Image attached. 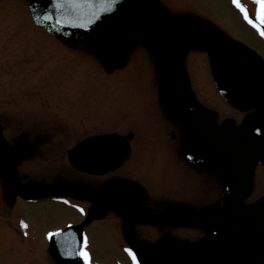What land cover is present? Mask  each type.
Returning a JSON list of instances; mask_svg holds the SVG:
<instances>
[{
    "label": "rangeland",
    "instance_id": "374dc122",
    "mask_svg": "<svg viewBox=\"0 0 264 264\" xmlns=\"http://www.w3.org/2000/svg\"><path fill=\"white\" fill-rule=\"evenodd\" d=\"M240 2L255 20L258 8L255 0ZM141 11L150 20L158 15L159 19L147 23L159 20L155 24L173 44L171 46L177 48L176 63L180 66L177 74L187 95L192 91L190 80L185 77L183 62L192 60L191 64H198L204 60L200 56L194 58L198 49L186 41L187 34L204 37L206 42L212 43L219 38V43L238 41L247 44L256 54H264V38L258 28L244 21L241 11L232 0H142ZM158 30L157 27L150 28L143 24L127 26L118 41L125 59L115 60L116 66L123 68L109 74L104 70L108 67L103 62L101 52L105 42L102 44L98 32H88L89 51H81L74 46L71 48V37L41 30L33 23L25 0H0V60L9 58L0 63V110L6 127H10L12 122L17 126L25 123L31 126L41 124L47 115L43 102L50 100L53 111L60 109L58 116L71 115L70 125L80 132L72 134L73 140L85 132H91V128L113 129L114 126L119 127L120 131L124 127L136 128L140 130L137 132V141L141 145L138 147L139 157L162 165L166 150L170 147L167 144L170 138L166 124L173 125L180 142H194L197 136L195 123L187 115L180 119L167 115L160 122L158 112L151 111L161 110V113L166 114L167 103L177 99L172 87L169 84L167 87L172 48L159 42L163 36ZM225 34L228 39L229 35L232 36V40L224 37ZM28 47L38 52L23 55L18 61L20 54ZM6 127L3 128V134L10 129ZM35 129L41 130L40 125ZM21 134L17 129H10L8 133L12 139ZM24 140L21 137L20 141ZM142 153L147 154L142 156ZM61 162L58 154L46 166L59 169ZM62 166L61 170L67 173L66 167ZM57 174H61L59 170ZM57 183L54 177L46 180L48 188ZM16 193L10 182L0 176V264H66L49 253L44 233L67 222L81 223L82 218L72 208L59 204L28 206L15 201ZM196 196V193H192V197ZM12 201L22 208H7ZM200 209L203 216L217 221L215 208ZM227 209L221 211L223 216L230 213L236 218L239 212L242 213L241 208ZM260 212L262 220L258 226L248 223L246 229L236 230L225 241L202 239L200 249L228 243L237 245L246 235H257L258 228L264 229V208H260ZM19 225L30 233L25 232L27 234L23 236ZM208 225L203 226V233L210 231ZM235 227L242 228L243 224L240 221ZM85 231L91 244V264H131L125 257L121 258L122 254L118 252L120 238L111 225L91 223ZM217 231L218 228L214 231L215 235Z\"/></svg>",
    "mask_w": 264,
    "mask_h": 264
},
{
    "label": "snow or ice",
    "instance_id": "6c2138e0",
    "mask_svg": "<svg viewBox=\"0 0 264 264\" xmlns=\"http://www.w3.org/2000/svg\"><path fill=\"white\" fill-rule=\"evenodd\" d=\"M115 0H105V3L111 5ZM91 3V0H51L50 9L43 13L42 18L45 21L56 20L57 24H71V26L76 27H87L89 24L95 23V18H99L97 13H92L91 16L87 17L83 23L77 25L73 23L72 18L67 15L64 11L67 7H71L72 9H77L82 7L84 4ZM232 3L241 11L244 15V19L253 27L260 29V34L264 36V0H255V3L258 5L256 19L253 20L248 13V9L240 2V0H232ZM107 11V9H105ZM83 19V17H81ZM68 203V201H64ZM82 213L84 212L83 208L79 209ZM24 227H27L24 225ZM69 229L71 226H68ZM64 236L65 239L63 241H56L57 246L63 245L64 251L61 252L66 258H76L79 257L84 261V264H90V254L86 250L87 238L84 237L83 243L80 244V247L77 248L76 245L78 241L74 239L75 233L68 231L65 233L64 229H57L54 232L47 233V237L49 240H52L54 237ZM131 256L133 261L136 260L135 254L132 253L131 249H125Z\"/></svg>",
    "mask_w": 264,
    "mask_h": 264
},
{
    "label": "water",
    "instance_id": "95a60500",
    "mask_svg": "<svg viewBox=\"0 0 264 264\" xmlns=\"http://www.w3.org/2000/svg\"><path fill=\"white\" fill-rule=\"evenodd\" d=\"M136 0H115V7H118V9H125V10H132L134 8ZM34 7L36 9V12L38 14V18L43 22L45 21L40 14H43V11H47L50 9L51 0H33ZM69 8V7H67ZM40 10V12H39ZM47 23L52 22L54 24L56 22L55 19L52 21H45ZM60 29V28H58ZM68 30H72L73 28L67 27ZM105 142L104 149L109 147L108 140L103 139ZM102 146V141H96L89 145V149L91 150L92 147H95V152L99 150ZM80 151V152H79ZM77 151V153L74 155L76 164V167H79L83 170L88 171L89 173H101L106 170H110L115 168L111 162H110V168L106 170L103 169L106 165H109L107 161H101L97 159H86L89 164H85V159L83 157L82 152L83 149ZM114 163H117L116 160L113 161ZM96 163V166L93 164ZM250 253V247L243 246L239 249H229L225 251H205L200 253L194 258V264H247L248 254Z\"/></svg>",
    "mask_w": 264,
    "mask_h": 264
},
{
    "label": "flooded vegetation",
    "instance_id": "af4514ba",
    "mask_svg": "<svg viewBox=\"0 0 264 264\" xmlns=\"http://www.w3.org/2000/svg\"><path fill=\"white\" fill-rule=\"evenodd\" d=\"M205 114H206V115H211L209 111H206ZM202 168H203L202 165H199V169L201 170ZM204 169H206V167H204ZM207 183H208V185L211 184V185H210V188L212 189V188H213V185H212V184H214V183H213L210 179L206 180V184H207ZM216 184H217V183H216Z\"/></svg>",
    "mask_w": 264,
    "mask_h": 264
}]
</instances>
